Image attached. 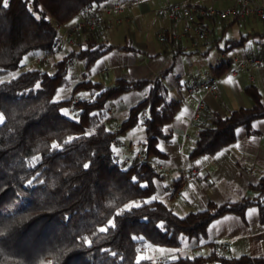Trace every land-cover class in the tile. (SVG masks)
<instances>
[{
    "label": "trees",
    "instance_id": "1",
    "mask_svg": "<svg viewBox=\"0 0 264 264\" xmlns=\"http://www.w3.org/2000/svg\"><path fill=\"white\" fill-rule=\"evenodd\" d=\"M105 1L113 0H6V6L0 0V76H6L0 81V264H136L146 244L177 249L190 239L203 241L206 251L192 257L163 255L156 261L148 257L140 264H264V254L230 255L208 234L212 220L225 213L243 215L250 206L257 207L264 224V171L250 186L254 195L222 203L209 200L205 208L182 216L156 196L154 181L162 177L158 161L166 157L157 143L171 140L165 124L174 119L181 100L171 94L168 69L151 80L117 78L108 86L90 78L105 53L135 50L102 38L105 16L98 15V29L74 33L70 39L76 48L64 51L52 65L8 76L27 56H52L65 41L60 27ZM215 23L210 19L204 27ZM163 36L169 39L168 31ZM246 38L227 39L224 50L242 46ZM74 62H81L83 70L71 84ZM230 66L225 59L212 69L221 75ZM61 88L69 93L57 100ZM129 91L143 98L119 123L109 121L108 103ZM244 91L253 101L249 107L225 115L205 110V121L196 124L187 150L189 158L217 154L235 141L238 127L250 129L254 120L264 118L258 87L252 83ZM140 120L139 155L120 160L119 152L133 150L122 138ZM133 201L140 206L116 216ZM110 219L116 226L100 232Z\"/></svg>",
    "mask_w": 264,
    "mask_h": 264
},
{
    "label": "crops",
    "instance_id": "2",
    "mask_svg": "<svg viewBox=\"0 0 264 264\" xmlns=\"http://www.w3.org/2000/svg\"><path fill=\"white\" fill-rule=\"evenodd\" d=\"M113 1L122 5V11L119 14L121 21L115 22L113 18L106 17L101 33L102 38L111 44H129L135 50H114L105 53L99 58L101 64L98 70L95 69L96 73H101L107 81L113 82L117 78L151 80L159 72L168 69L166 82L171 86L169 87L171 93L176 90L182 99L174 119L165 124V127L173 133L171 140H159L157 143L160 151L166 154L165 158L158 161L162 177L169 174L174 175L171 183H166L163 179H155L158 197L163 201H168L174 211L181 210L186 214L189 211L205 208L209 200L222 203L226 200L234 201L243 196L254 195L255 191L250 186L257 182L264 171V118L254 120L250 129L238 127L235 130V141L213 156L201 155L189 158L187 150L191 146H187V143L192 141L196 124L205 121V110L225 115L238 107L251 106L253 101L245 93V86L255 84L264 103V55L250 52L241 57L240 61L234 57L236 67L232 68L233 61H231L230 68L221 75H216L212 69V66L218 63L213 65L208 62V65L203 68V79L195 78L191 81L195 76H192V72L185 75L186 70L183 68L181 60L184 56H192L188 52V46L191 45L194 32L183 34L184 21L182 19L175 22L167 16L157 14L158 9L163 6L162 1L165 3L170 1ZM171 1L176 3L174 1L183 2L186 0ZM191 1L208 6L214 5L215 2V0ZM155 2L158 3L156 11L152 9ZM158 17L161 19L159 20ZM141 21L146 23V31L143 36L134 30ZM121 25L127 26V29L131 28V30L125 33V28L122 30ZM154 28L157 29L155 39L158 44L151 36ZM165 31H168L169 39L161 41L159 36L163 35ZM73 42V40L60 41L58 51L63 52L66 47L73 45ZM201 42L203 43V41ZM201 53L203 56V52ZM224 55L221 54V57ZM177 63L180 65L176 66ZM72 66H75V62ZM229 76L232 77L234 83L225 82ZM211 78H216L218 81L217 96L207 92L201 86L203 82H207ZM184 81L188 85L183 92L181 89H183ZM200 90L202 94L195 95ZM142 98L143 94L139 92L123 93L120 98L122 109L116 110L117 106L114 104L108 110L109 117L111 118L113 112L116 111L126 112ZM182 112L184 113L183 120L178 122L176 117ZM139 136L140 134H137V137ZM130 141L132 139H129ZM181 191L189 193L187 198L184 196L185 203L173 201L175 197L181 196ZM177 192L180 194L177 195ZM208 234L210 240L219 243L222 250L230 255L257 257L264 254V224L259 222L256 206L248 207L243 215L225 213L215 218L209 223ZM199 243L196 239H190L185 245L182 256L192 257L194 254L200 253L202 248L206 251V246H200ZM161 248L172 251L160 253L158 259L162 255L176 251V248Z\"/></svg>",
    "mask_w": 264,
    "mask_h": 264
},
{
    "label": "rangeland",
    "instance_id": "3",
    "mask_svg": "<svg viewBox=\"0 0 264 264\" xmlns=\"http://www.w3.org/2000/svg\"><path fill=\"white\" fill-rule=\"evenodd\" d=\"M169 3H173V1L169 0ZM177 2V1H174ZM162 3L164 4L165 1H162ZM230 2L228 0H215V2L213 3L214 7L216 8H223L226 5H228ZM208 4V3H206ZM158 8V3L155 2L154 6L152 9H154V11H156ZM158 19L160 20L161 17H158ZM157 19V20H158ZM231 18H227L224 20H220L217 19L215 26L212 27L211 24L208 25V30L209 32L207 33L206 38L203 40V43L200 42L201 44H199L197 47H193L192 45H189L188 48V52H190L192 54L191 57H186L184 56L181 60V64L183 65V68L186 70L185 75H188L189 72H192L193 75L195 76L193 79H191V81L195 80V78L203 79V68H205L208 65V62L212 63L213 65L216 63H219L222 60L225 59H231V61H233L232 64V68L236 67V62L234 61V57L238 58V61L241 60V57L245 56L246 54H249L250 52H257L260 54L264 55V22L261 20H241L239 22H234L231 25H228L229 22L231 21ZM65 25V24H64ZM64 25H62L60 27V32L61 34H64ZM129 27V26H128ZM123 28H125V33H127L128 31L131 30V28L127 29V26H123L121 25V29L123 30ZM134 30L140 35L143 36L145 31H146V23H144V21L140 22L138 27H135ZM157 31V29H153L152 31V38L156 41L155 39V32ZM121 33H123V31H121ZM245 35L247 36V38L244 41V44L240 47H235L232 50H224L225 48V43L227 39H231V38H239L240 36ZM74 41V40H73ZM74 43V42H73ZM157 43V41H156ZM158 44V43H157ZM72 48H76V45H71L66 47V50H70ZM63 52L61 51H57L55 52L52 56H43L42 54L39 55H35L31 58H29L28 56L23 60V62L21 63L20 67L11 72L8 76H12V75H16L17 73L24 71L28 68H33V67H37L40 65H43L44 67L52 65L54 61L60 59L63 55ZM203 52V56L202 53ZM221 54H225L224 56L221 57ZM28 58V59H27ZM190 58V59H188ZM43 62V64H42ZM100 59L97 60L96 64L94 65V69L98 70L99 66H100ZM180 65V64H176ZM83 68H82V64L81 62H75V66L72 67V69L70 70V79H71V84H74L76 81H78L80 79V74L82 72ZM199 74V75H198ZM6 76H0V81L2 79H4ZM90 78L95 80V81H101L104 82L105 85H111L113 83V81H107L103 75L101 73H96V71H91L90 73ZM168 83V82H167ZM169 87L170 84L168 83ZM188 85V83L186 81H184L182 83L183 89H181V91L184 92V89L186 88V86ZM133 93H138V91H132ZM69 93V89H63V92H61L60 97H66ZM140 93V92H139ZM172 96L178 99H181L178 96V92L176 90H174L172 93ZM201 95L202 91H198L195 95ZM121 96H119L118 98L113 99L112 101H110L108 103L109 107H113V105L115 104L116 110L118 109H122V101L120 100ZM56 99V97H55ZM182 101V99H181ZM61 111L63 113L67 112V115H70L69 113V109L67 108H62ZM125 116V112L124 111H116L113 112L112 117L110 118L109 121H113V123H119ZM107 125L109 127H113L115 126L114 124H110L107 123ZM134 133V134H133ZM137 134H140L139 137H137ZM194 137V134L193 136ZM124 141H128L129 139H132V141H130L131 145H132V149L130 152H126V151H122L119 152L118 156L120 160H124L126 157H132L137 151L140 152L141 149V145L139 143V141L141 139H143V132L136 129H131L128 130L127 133L123 136L122 138ZM192 145V141L187 143V146H191ZM139 152H137V155H139ZM163 179L166 183H171L172 180L174 179V175L173 174H169V175H164L163 177H157L156 180H160ZM181 196L179 197H175L173 199V201L175 202H184L185 203V199H184V193L189 194L187 191H181ZM156 196L158 197L157 193ZM159 199H161L160 197H158ZM165 203H167L170 206V203L165 200ZM188 206V205H186ZM175 212L182 216L185 214V212H182L181 210H175ZM189 241H185L184 244L182 245V247L177 248L176 251L174 253H169L167 254L169 257L174 258V257H178V256H182V253H184V249H185V245L188 243ZM203 242V241H202ZM200 242L199 245L202 243ZM148 244L145 245V249L143 251H141L138 255H144L146 257L152 258L154 261L158 260V255H160L159 251H156L155 249L157 248H161L159 246L156 245H152V248L149 249ZM203 246V245H200ZM201 252H205V250H203V248L201 249ZM163 256V255H162Z\"/></svg>",
    "mask_w": 264,
    "mask_h": 264
},
{
    "label": "built area",
    "instance_id": "4",
    "mask_svg": "<svg viewBox=\"0 0 264 264\" xmlns=\"http://www.w3.org/2000/svg\"><path fill=\"white\" fill-rule=\"evenodd\" d=\"M230 3L223 8H216L214 6L199 5L186 0L176 3H164L158 9L159 16H167L172 21L177 22L182 19L184 25L182 28L183 34L194 32V37L191 40V45L197 47L203 41L208 28L204 27L210 19L224 20L227 18L235 19L238 22L241 20H261L264 22V0H228ZM122 11V5L114 1H105L98 6L91 5L84 9L77 17L67 22L64 25V34L62 37L66 41H71V36L83 29L94 30L101 25L98 15L111 17L115 22H120L119 14ZM67 39H66V38ZM161 41L165 40L163 35L159 36ZM202 88L207 92L217 96L219 92V84L216 78H211L207 82L201 84ZM180 192H177L179 195Z\"/></svg>",
    "mask_w": 264,
    "mask_h": 264
},
{
    "label": "snow or ice",
    "instance_id": "5",
    "mask_svg": "<svg viewBox=\"0 0 264 264\" xmlns=\"http://www.w3.org/2000/svg\"><path fill=\"white\" fill-rule=\"evenodd\" d=\"M5 6H6V0H5ZM93 71H95V69H93ZM225 82L226 83H234V81L232 80V77L231 76H229ZM36 87L39 88L40 85L39 84H36ZM61 92H63V89L62 88L59 89V90H57V92H56V99L57 100H59ZM64 114L67 115V112H65ZM144 115H147V113H145ZM183 115H184V113L182 112L180 115H178L176 117V119H177L178 122H182ZM3 121H4V117H3V115H0V123H3ZM142 124H143V120H140L139 123H138V125H137V129L140 130V131L143 130L142 127H141ZM166 130L167 129H165V131ZM69 139H71V138H69ZM52 147L53 148H57L58 145L54 143L52 145ZM161 150H163V149H161ZM88 166H89L88 164H85L84 165L85 168H87ZM133 179L135 180V178H133ZM29 183H31V181H29ZM184 196H185V198H187V194H184ZM152 199L155 200V199H157V197L153 196ZM147 202L148 201H145V203H147ZM139 206H140V204L138 202H135V201L130 202L128 204H125L124 207H123V209H121L120 211L116 212V216L121 215L125 211H131L133 208H136V207H139ZM107 225H108L107 227H101V228H99V231L103 233V232H107L109 230V228H114L116 226L115 220H113V219L108 220ZM160 227L163 228V225H161ZM133 239H137V237H133ZM138 239L143 240V237H139ZM84 240H85L86 243H89V244L91 243V241H89L87 237H85ZM147 247L149 249H151L152 248V245H148ZM155 250L156 251H159L162 254L165 253V252L172 251V250H166V249H163V248H157ZM112 254L113 255H116L115 253H112ZM146 258H148V257H146V256H144L142 254L141 255H138L137 256L136 264H140V261L142 259H146Z\"/></svg>",
    "mask_w": 264,
    "mask_h": 264
}]
</instances>
